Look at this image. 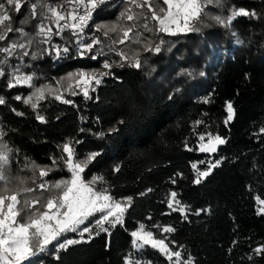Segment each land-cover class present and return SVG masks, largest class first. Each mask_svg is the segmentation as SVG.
Listing matches in <instances>:
<instances>
[{
    "label": "trees",
    "instance_id": "16d2710c",
    "mask_svg": "<svg viewBox=\"0 0 264 264\" xmlns=\"http://www.w3.org/2000/svg\"><path fill=\"white\" fill-rule=\"evenodd\" d=\"M30 1L34 0L24 3ZM35 1L41 4L36 6L38 11L64 2ZM130 1L105 0L93 11L81 35L66 31L56 35L52 41L59 56L36 28L21 23L33 22L30 8L11 12L9 24L22 28L26 40L14 35L12 41H25L24 49L14 50L3 60L34 77V83L8 87L12 78L0 59V98L5 101L0 104V145L9 149V162L1 170L0 194L12 193L11 186L24 182L32 189L24 195L43 200L47 189L37 188L41 180L51 185L71 177L63 150L67 143L73 160L83 167L84 181L97 178L95 187L107 190L113 200L132 198L114 227L104 223L107 231H101L97 215H92L83 224L90 228L91 239L84 233L77 239L80 243L63 250L51 244L24 264H125L126 259L137 264H177L150 246H133L131 233L141 225L155 239H163L170 250L181 253L178 264L186 260L192 264H264V253L254 251L264 245V214H259L258 207L264 199V0H213L206 6L224 19L234 8L254 10L258 16L237 17L223 26L201 13L193 28L221 34L203 63L182 62L178 50L183 45L192 47V38L162 34L154 22L130 7ZM148 3L158 13L165 8L162 0ZM131 12L134 19L129 21L126 16ZM127 28L132 32L125 39ZM94 40L98 43L91 49L82 48ZM156 46L161 49L158 53ZM137 59L140 68L132 66ZM105 63L111 67L104 68ZM189 64L205 73L191 87L177 77ZM171 66L173 71L166 73ZM77 71L100 78L88 97L81 92L62 99L46 94L35 108L24 103L34 86H52ZM228 102H232L234 116L225 123ZM209 135L226 141L211 154L199 150L201 137ZM92 153L98 155L89 161ZM217 161L219 165L207 177L194 183L199 172ZM40 169H47L48 174L40 177ZM172 192L184 206L183 214L173 210L176 204L169 208ZM166 227L175 230L165 232ZM75 238V233L62 234L59 242Z\"/></svg>",
    "mask_w": 264,
    "mask_h": 264
},
{
    "label": "snow or ice",
    "instance_id": "6c2138e0",
    "mask_svg": "<svg viewBox=\"0 0 264 264\" xmlns=\"http://www.w3.org/2000/svg\"><path fill=\"white\" fill-rule=\"evenodd\" d=\"M80 2V0H78ZM104 0H88V11L85 15L77 16L74 12H68L67 16L58 10V7H50L47 11L51 14V18L54 23L59 27V31L56 35L60 34L64 28H71L73 30H81L83 26L87 23L89 17L91 16L92 9L97 8L99 4H102ZM212 0H208L211 3ZM9 5L14 4L15 9L19 11L22 7L21 0H7ZM133 4H136V0H132ZM145 5L148 6L149 11L152 13V19L158 21L160 25V31L175 34V32H190L195 29L192 26V21L197 20L200 17L203 7L201 0H163V4L166 8L159 9V13L153 8V6L148 3V0H144ZM143 5L137 4V7H142ZM3 5H0V10L3 9ZM36 5H32L33 12L32 15L35 16L34 11ZM258 14L254 10H248L245 8H234L226 19L220 16L214 17V19L221 25L227 26L231 24L233 20L237 17H248L256 18ZM11 17L7 12L0 14V26H3L4 30L0 32V41H4L9 32L13 31V28L6 24L5 22L10 21ZM72 20L75 23L59 25V21L62 20ZM126 19L131 21L134 19L133 15H127ZM21 23H27V20L21 21ZM172 25L175 28H172ZM111 30H115L114 28ZM17 32L23 33L22 28L15 29ZM51 28H40V33L46 37L50 35ZM132 32V28H127L123 32L125 39L129 37V33ZM47 42V41H45ZM121 43L123 41H120ZM98 43V41H93L92 44H84L82 48L91 49L93 44ZM23 48V44L12 43L6 48H0V52H5L9 56L13 54V51L17 48ZM160 47L156 46L154 51L160 52ZM64 52L68 49L64 48ZM57 56L60 55V50H56ZM81 55L84 53L81 52ZM27 55V53H25ZM123 59H128L124 57ZM132 66L135 68H140V61L137 59L132 62ZM111 65L108 63L104 64V68H110ZM18 71V69H17ZM3 73L0 72V75ZM203 75V74H202ZM79 79L76 83L79 85L83 83L85 85L89 84L91 81H95L96 84H100V79L92 73H85L80 71L75 74ZM73 78V74H69V79ZM16 84H28L30 83L32 77L30 76H14L13 77ZM13 83H9L8 87H14ZM38 98H43V89L37 90ZM85 97H88V91H84ZM61 99L60 96L56 97ZM17 100L21 97L17 96ZM30 99H26L24 103H29ZM171 99V97H169ZM65 103H71V101H64ZM5 101L0 98V104H4ZM35 108L36 105L32 104ZM227 120L231 121L234 116V108L232 102L227 103ZM40 121H44V117L37 115L36 117ZM122 123V122H121ZM264 132V128L261 129ZM3 133L0 132V136ZM204 137H201L203 140ZM226 141L220 136L214 138H209L207 144H202L200 150L204 152H214L216 150V145L224 144ZM63 150L68 154L67 160L65 161L71 172V180L66 181H56L52 185H46L41 183L39 185L40 189H51L56 192L55 195L50 196L42 208H36L35 206L40 203L39 199H33L30 202L25 201L23 206H20L19 193L13 192L11 195L0 194V264H24V262L29 261L31 258L35 257L37 253H43L53 241H56L62 233L72 231L75 232L78 226L84 224V221L92 216L94 213H102L100 219L96 220L97 226L100 227L101 231H107L103 227L105 222H108L113 227L121 222V217L125 209L130 205L132 198H125V202L113 201V197L107 193V190L102 192L94 191L90 186L93 181L85 183L79 173L83 171V167L79 163L73 162V152L69 144L63 145ZM9 149L5 145H0V169H3L5 165L9 162L8 156ZM98 153H92L87 158L89 161L97 156ZM219 161L211 165L207 171L199 172L198 178L194 183L199 184L201 179L207 177L213 168L219 165ZM196 168V165H192ZM48 174L47 170L40 169V177H44ZM2 172H0V179H2ZM5 192L8 190L5 189ZM23 192H31V188L22 189ZM177 193H171V199L169 200V208H173L175 203L178 207L173 208L174 211H179L182 214L185 212V208L181 205V202L176 199ZM260 205H264V199L259 200ZM6 207V211H5ZM27 210V211H26ZM197 211V214H199ZM26 214V219H25ZM259 214H264V207L259 209ZM113 218V219H110ZM175 229L172 227H166L165 232H173ZM84 233H89L88 239H91V230L89 227H84L80 232L83 238ZM134 238L132 243L133 246L140 249L145 246H150L152 248L158 249L159 252L163 253L169 261H172L175 257L176 262L180 261L181 253L179 251H172L169 249L168 245L163 239H155L152 232L143 231V225H141L140 230L131 233ZM79 240H66L63 243L58 244V250L67 249L70 245L78 244ZM257 254L264 253V245L257 247L254 250ZM58 258V257H57ZM125 264H129L128 260H125ZM184 264H192L190 260H186Z\"/></svg>",
    "mask_w": 264,
    "mask_h": 264
},
{
    "label": "rangeland",
    "instance_id": "374dc122",
    "mask_svg": "<svg viewBox=\"0 0 264 264\" xmlns=\"http://www.w3.org/2000/svg\"><path fill=\"white\" fill-rule=\"evenodd\" d=\"M25 1L26 0H21L22 6H25V7L30 8L31 15H32V12H33L32 5H36V6H39V7L41 6V4L36 3L35 0L34 1H30L31 3H29V4H25L26 3ZM143 1L144 0H136V4H133L132 3V0H131L130 1V7L137 8L142 13L143 17L147 18V20H149V22L150 21L151 22H154L155 27L159 30L160 29V25H159L158 21L152 19V13L149 11L148 6L145 5L148 8L147 10L150 13H146L147 11H144L143 10V6L142 7H137V4L143 5L142 4ZM215 1L217 3H221V0H215ZM62 4H63L62 6L61 5H46L44 7V11H38V9H36V7H35L34 11L36 12V15L35 16L32 15V17H30L33 20V22L32 23H28L29 22V19H26L27 20V23H23L24 25L26 24L27 26L28 25L33 26L34 28L37 29V32H39V33H40V28L41 27L46 28V29L47 28H51L52 31H51V33H50L49 36L46 37L45 35H43L42 33H40V37L42 38V40L47 41L46 43L49 44L48 45V48H52V51H55V52H56V50H59V48H57V46L53 43L52 39L56 36V32L59 31L60 29H59L58 25L53 22V20L51 18V14L47 11V9L50 8V7H58V10L61 13H63L65 16H67L68 12H70V11L71 12H74L77 16H80L82 14L83 15L86 14V12L88 11V8H89V6H88V0H80V2H78V0H64V2ZM201 4H202V7H203V11L201 13L202 14H205L207 16H210V17H212L214 19L215 16L213 15V13H210L211 10H208L206 8V6L209 4L208 3V0H201ZM0 5H3L4 6L3 9L0 10V14H3V12H7L8 15L11 17L10 21L5 22L6 24L10 25L9 23H11L12 22V19H13V15H12L13 11L14 12H17V10L15 9V5L14 4L9 5L7 3V0H5V2L2 3V4H0ZM166 7L167 6L165 5V8ZM95 9H92L91 16L89 17L87 23L83 26V28L81 30H73L71 28H67L66 27L62 31H60V34L59 35H61L62 32H64V31L70 32V33H72L75 36L76 35L77 36L78 35H81L84 32V30L86 29V27L89 25V23H90V21L92 19V16H93V11ZM129 15H133V12L129 13ZM75 22L76 21H72V20H67L66 19V20L59 21V25L70 24V23H75ZM192 24H193V21H192ZM172 28L174 29L175 26L172 25ZM3 30H4L3 26H0V32H2ZM160 32L162 34H165V35H182V36L187 35V36H190L192 38V40H193V46L192 47H188L186 45H183L178 50V54L181 56L179 59L182 62H184V61H187L188 62L189 60H192V59L197 60L200 63L207 62L209 60L210 56L213 53L214 44H216V42H218L221 39V34L218 31H214V32H211L209 34H205V32H201V31H199L197 29H195L194 31L184 32V33L175 32V34L163 32V31H160ZM14 35L15 36L16 35H21V37L23 38V40H26V37L24 38V33L17 32V31H15V29H13L12 32H9L8 33V35H7V37H6V39L4 41H0V48H6L10 44H12V43H15V44H18L19 45V44H22V43L25 42V41H22V39H16V41H12V37ZM18 41H19V43H18ZM16 49L18 50L20 48L17 47ZM13 54H14V51H13ZM5 57L6 58L9 57V55L7 53H5V52H0V59L3 60V59H5ZM3 61H5L6 66H8V68H9V73L11 75L12 83L13 84H16L15 81H14V79H13L14 76H30V77H32L31 75L26 74L23 71H20L19 68L13 67L8 61H6V60H3ZM17 69H18V71H17ZM173 69H174V67H172V66L171 67H168L166 73H169L170 71H173ZM78 72H80V71H77L75 73H71V74H73V78L72 79H69V74L63 76L59 80L55 81L54 85H52V86H45V87L34 86V89L32 91V94L27 99L31 98L30 99V103L31 104H36V102L39 99H41V98H38V92H37V90H39V89H43V96L46 95V94H51V95H54L55 97L60 96L61 99L66 94H70V93H74V92H81V93L84 94V91L85 90H87L88 91V94H89V92L94 88V86H95L96 83L93 80V81H91L87 85H85L83 83H80L78 85L76 83V81L79 79V77L78 76H75V74L78 73ZM83 72H85V73H92V72H89V71H83ZM92 74H95V73H92ZM177 77L178 78L179 77L181 78V81L183 82V85H189L191 87L197 80H201V79L205 78V73L203 71L197 70V67H194V66H192V65L189 64L188 66H184L183 69H181L179 71ZM33 83H34V77H32L30 83H28V84L20 83V84H17V85H33ZM210 137L211 138H214L215 136L209 135L207 137H204V139L200 143L199 150H200L202 144H207L208 143V140H209ZM201 152H204V151H201ZM204 153L211 154L213 152L210 151V152H204ZM67 157H68V154L65 152V161L67 160ZM72 159H73V157H72ZM73 162L76 163L74 160H73ZM66 166H67V169L69 170V172L71 174V177L69 178V180H71V178H72V172H71V170H70V168H69V166H68L67 163H66ZM1 170L2 169H0V172H2ZM45 170H47V169H45ZM39 171H38V174H39ZM79 175L81 177V172L79 173ZM81 179H82V177H81ZM59 181H63V180H59ZM84 182L85 183H88L86 181H84ZM41 183H45L46 185H49L46 181L41 180L37 184V188H39V185ZM19 185H21V186H19ZM17 186H19L20 188L17 189ZM26 186H27V184L24 183V182H22V183L17 184L16 187H12L11 186V188H10V189H13L14 190L13 192H18L19 193V197L18 198L20 200V206H23V204H24L25 201H29L30 202L32 200V199L28 198V196L24 195L22 193L23 191H21L22 189H25ZM90 186L94 189V191H98V192L104 191V190H98L93 183H91ZM12 193H4V195H11ZM55 194H56V192L54 190H51L50 188L47 189L46 197L43 200H41L40 203L37 204L35 207L36 208H42V206L46 203L47 199L50 196L55 195ZM113 201H116V200H113ZM118 202H122L123 203V202H125V200L118 201ZM173 207H175V203L173 204ZM258 207L260 209L261 207H264V205H260V203L258 202ZM6 210L7 209L5 207V211ZM93 215H97V219L96 220H98V219H100L102 213L97 212V213H94ZM123 215H124V213H123ZM123 215L121 217V221L123 219ZM25 219H26V214H25ZM110 219H113V218H110ZM105 223H108V222H105ZM83 228L84 227H83V224H82V225L78 226L77 231H75V232L68 231V232H64L62 234L75 233L76 234V238L75 239L76 240L77 239H81L82 237L80 235V232L82 231ZM140 228H141V226L138 227L135 231L140 230ZM143 231H145V230L143 229ZM145 232H148V231H145ZM59 238H61V236L58 237L56 241H53L52 244L58 245L60 243L59 242ZM67 240H69V239H67ZM71 240H74V239H71ZM156 250H158V249H156ZM127 260L129 262V264H137V263H133L129 259H127ZM173 260L176 261L175 257H173L172 261ZM172 261H170V262H172Z\"/></svg>",
    "mask_w": 264,
    "mask_h": 264
},
{
    "label": "water",
    "instance_id": "95a60500",
    "mask_svg": "<svg viewBox=\"0 0 264 264\" xmlns=\"http://www.w3.org/2000/svg\"><path fill=\"white\" fill-rule=\"evenodd\" d=\"M219 147H220V145H216V149L219 148Z\"/></svg>",
    "mask_w": 264,
    "mask_h": 264
},
{
    "label": "built area",
    "instance_id": "2783aa9c",
    "mask_svg": "<svg viewBox=\"0 0 264 264\" xmlns=\"http://www.w3.org/2000/svg\"><path fill=\"white\" fill-rule=\"evenodd\" d=\"M83 15V14H82ZM85 15V14H84Z\"/></svg>",
    "mask_w": 264,
    "mask_h": 264
}]
</instances>
